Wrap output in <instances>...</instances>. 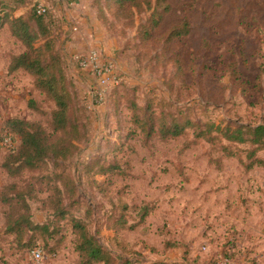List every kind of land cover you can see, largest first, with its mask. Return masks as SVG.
<instances>
[{"label":"rangeland","instance_id":"1","mask_svg":"<svg viewBox=\"0 0 264 264\" xmlns=\"http://www.w3.org/2000/svg\"><path fill=\"white\" fill-rule=\"evenodd\" d=\"M114 1L63 0L53 11L52 29L64 53L63 67L83 138L71 157L60 160L61 165L50 161L46 172L73 175L78 202L70 206L71 214L86 218L92 231L111 212L127 218V226L118 234L109 229L100 233L101 241L113 251L121 253L122 244L125 258L139 257L142 264H264V168L248 170L241 161H249L245 149L251 143L230 145L238 155L227 156L220 144L195 138L192 129L179 138L162 140L158 134L147 138L132 121L135 113L149 121L153 111L168 125L179 117L202 127L213 122L215 126L264 122V0H160V10L171 4L163 28L188 17L191 32L170 44L148 46L140 42L139 26L152 10L137 14L132 24L115 16L110 8ZM35 2L46 5L49 0ZM1 9H5L2 3ZM16 9V15L26 10L25 6ZM55 21L72 32L59 29ZM82 34H89L90 45L80 44ZM22 50L4 25L0 29V187L12 180L1 163L20 144L19 135L5 127L6 120H43L29 108L30 98L41 101L47 111L53 108L28 73L8 70L10 56ZM90 53H97V60L82 66ZM172 54L181 55L182 76L175 74L177 69L169 61ZM96 64L109 66L113 75L121 77L120 86L102 85L92 69ZM233 67L240 81L233 78ZM7 136L12 138L11 146L4 142ZM259 155L264 157V151ZM98 157L118 158L126 174L111 178L92 175L93 170L88 174L86 165ZM46 197L41 192L30 201L37 222L58 220L56 206ZM146 208L150 213L140 222ZM2 210L0 205V264H79L70 220L59 223L65 240L58 253L49 252L54 241L45 244L37 237L36 246L44 255L36 261L5 232ZM122 260L117 263L123 264Z\"/></svg>","mask_w":264,"mask_h":264},{"label":"trees","instance_id":"2","mask_svg":"<svg viewBox=\"0 0 264 264\" xmlns=\"http://www.w3.org/2000/svg\"><path fill=\"white\" fill-rule=\"evenodd\" d=\"M0 3L5 8L0 10V29L8 25L11 36L23 47L22 51L10 56L8 70L11 72L23 70L28 73L33 79L34 86L44 95L45 100L53 104V108L47 111L41 101L30 98L29 108L40 114L43 120L11 117L5 122L7 130L20 137V144L10 150L1 163L4 172L12 179L0 187V205L3 209L5 232L13 236V241L18 246L26 247L31 255L38 243L37 237L45 239L47 242L45 244L50 243L49 240L54 241L53 250L49 249V252L56 254L65 240L59 223L62 220H70L74 234V249L78 252L79 264H118L119 259H123V264H142L139 257L132 259L123 257L121 253L124 246L122 244H119L121 253H117L100 239L103 229L113 230L115 234H118L127 226V218L122 213L116 215L111 212L104 215L103 222L99 223L97 230L92 231L86 218L71 214L70 206L78 202V188L73 175L57 171L55 176H52L46 172L50 161L61 165L60 160L71 157L77 149V141L83 138V132L74 112L71 84L63 67L64 53L62 54L63 51L57 43V32L55 34L52 29L53 11L56 10L57 5L63 3V0H49L44 6L45 10H41L40 3L35 0L34 2L33 0H3L2 2L0 0ZM161 4L160 0L155 3L152 0H115L110 8L116 17L123 18L132 24L135 23L137 14L152 10L139 26V39L142 45H156L162 42L170 44L174 40L189 36L191 22L188 17H184L166 29L163 28V19L165 14L171 10V4L163 5V9L160 10ZM18 6H25L26 12H20L19 15L14 14ZM65 18H67L66 14ZM58 24L61 26L59 29L72 32L65 25ZM62 39H64L63 36ZM169 61L177 69L175 74L182 76L181 55L172 54ZM232 73L236 81L241 80L236 67H233ZM131 106L138 109L139 105L131 101ZM148 119L149 121L142 119L137 113L132 115L133 123L137 128L141 126L147 138L158 134L162 140L175 139L186 135L188 129H192L195 138L209 141L212 144H220V148L225 150L224 153L227 156L238 155L234 148H239L237 146L249 142L251 147L245 149L249 161L246 162L243 159L241 161L248 170L255 166L264 168V157L259 155L261 151H264V122L254 126L234 124V122L215 126L213 122L206 123L205 127H202L195 121L180 120L179 117V120L168 125L165 118L157 117L153 111L149 113ZM157 124H160L158 128ZM232 144L235 145L234 148L230 146ZM1 149L2 137L0 136V151ZM92 170V175L103 174L109 178L117 174H126L122 171L118 158L109 160L98 157L94 163L86 165L88 174ZM26 172L29 173L27 177L24 176ZM41 192L47 193L46 201L56 206L54 214L57 221L48 219L44 222H37L34 220L30 201L36 200ZM67 199L70 200L69 203ZM149 211L147 208L143 211L140 222L144 221ZM128 228L134 227L128 225ZM44 250L46 252V249ZM42 253L44 255L43 249ZM155 264H163V262Z\"/></svg>","mask_w":264,"mask_h":264},{"label":"built area","instance_id":"3","mask_svg":"<svg viewBox=\"0 0 264 264\" xmlns=\"http://www.w3.org/2000/svg\"><path fill=\"white\" fill-rule=\"evenodd\" d=\"M44 6L45 5L42 3L39 4V7L41 8V10H45ZM97 58H98L97 53H90L87 58L82 59L83 63L81 62L80 64L82 66L90 65L94 63L97 60ZM92 69L95 71L94 75L95 76L97 75V77H99V79L101 80V84L105 85L106 88L114 87L122 81L121 77H116L115 75H113L112 69H110L109 66L102 67L101 65L96 64ZM99 93L102 94L99 97L102 99L104 97V90H101ZM4 142L6 145L11 146L12 138L10 136H7L5 137ZM42 254L43 253H42V249L40 246H36L32 251V257L36 261H40L41 257L43 256Z\"/></svg>","mask_w":264,"mask_h":264},{"label":"crops","instance_id":"4","mask_svg":"<svg viewBox=\"0 0 264 264\" xmlns=\"http://www.w3.org/2000/svg\"><path fill=\"white\" fill-rule=\"evenodd\" d=\"M83 3V2H82ZM80 5V4H79ZM82 21H84V19L83 18H79L78 19V22H80L81 23V25H83V23L85 22H82ZM93 25L95 24L94 22L92 23ZM95 26V25H94ZM96 27V26H95ZM86 31V30H85ZM95 37L96 38H98V36H97V30H96V33H95ZM80 39H78V41L80 42V44H85V45H87V44H89L90 45V41H91V37L89 36V34H87V35H81L80 37H79ZM100 41V40H99ZM78 44V43H77ZM82 46V45H81Z\"/></svg>","mask_w":264,"mask_h":264}]
</instances>
